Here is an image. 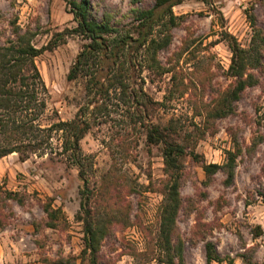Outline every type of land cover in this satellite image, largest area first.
I'll return each instance as SVG.
<instances>
[{
  "label": "rangeland",
  "instance_id": "1",
  "mask_svg": "<svg viewBox=\"0 0 264 264\" xmlns=\"http://www.w3.org/2000/svg\"><path fill=\"white\" fill-rule=\"evenodd\" d=\"M91 2L100 16L109 14L120 28L128 30L135 22L134 10L152 7L155 0ZM173 12L177 16V24L171 28L173 41L159 53L170 71L159 74L142 68L131 86H143L162 103L155 105L152 121L173 124L181 136L179 141L199 155L198 159L191 155L182 159L177 229L184 242V264H209L208 242L214 244V254L224 258L211 264H228L230 259L234 264H264V76L260 85L246 89L235 115L216 119L214 129L201 135L206 108L234 81L228 75L232 51L224 34L228 32L243 47H250L253 28L249 14L254 13L264 28V0H184ZM15 19L24 32L35 33L32 40L38 48L58 32L77 25L65 0H0V44L14 37ZM159 30L160 26L158 34ZM89 41L69 33L54 49L36 57L46 101L40 117L43 127L73 119L92 99L87 95L86 75L68 79L72 64ZM98 103L101 110L96 103L89 104L92 127L81 140L83 153L90 155L89 184L103 191L92 206L105 213L132 205L130 225L113 227L102 242L99 262L163 264L158 259L157 238L169 177L162 146L148 142L143 120H132L134 107L122 103L119 89L110 90ZM235 135L242 153L237 156L234 183L225 184L227 174L222 170L209 181L202 161L224 164L228 152L235 150ZM50 142L45 150L30 153L26 159L17 152L0 159V188L19 192L24 200H10L4 209L7 217L6 226L0 229V264H89L80 218L84 182L77 166L62 151V133L52 132ZM44 206L59 209L58 219L50 221Z\"/></svg>",
  "mask_w": 264,
  "mask_h": 264
},
{
  "label": "trees",
  "instance_id": "2",
  "mask_svg": "<svg viewBox=\"0 0 264 264\" xmlns=\"http://www.w3.org/2000/svg\"><path fill=\"white\" fill-rule=\"evenodd\" d=\"M71 6L76 27L58 32L46 45L38 48L33 43L34 32H24L15 19L12 22L13 38H8L0 44V159L19 153L22 159L30 153L45 150L51 143L52 132L62 133V151L68 154L79 169V176L84 182L82 194L85 243L84 253L89 264H100V250L105 238L112 234L113 227L120 223L128 226L131 223L132 205L128 208L105 213L96 210L92 202L98 195L103 196L99 188L89 184L90 155L83 153L81 140L92 127L88 117L89 104L96 103L101 110L98 99L109 96L110 90L120 91L122 103L134 107L132 120H143L148 142L162 146L168 183L164 189V200L161 205V226L158 232L157 244L159 260L163 264H184V242L177 229V218L182 207L181 186L183 184V162L186 155L198 159L195 151L187 150V146L179 141L181 137L173 124L155 123L150 115L156 109L155 101L143 86L132 87L142 68L165 73L166 68L159 59L160 51L169 47L173 41L171 28L176 26L177 16L173 7L184 0H155L152 7H138L134 11L135 22L128 30L120 28L109 14L99 15L91 0H65ZM211 3V0H200ZM263 1V0H262ZM253 36L250 47H243L238 40L226 32L225 38L232 51L228 75L233 77V83L208 106L205 112L201 135L214 129L216 119L237 113V103L243 98L247 88L260 85L264 76V28L259 25L254 13L249 14ZM160 26L159 34L157 27ZM164 29H162V28ZM78 33L90 41L85 43L81 52L72 64L68 79L75 80L82 75L88 77L87 95L92 97L88 105L82 106L76 116L69 121H59L49 127H43L40 117L46 109V101L42 98L44 82L36 64V57L45 50L54 49L60 40L69 33ZM255 70L256 72H252ZM175 77V76H174ZM175 79V78H174ZM173 91V90H172ZM159 105H162L160 103ZM105 107H107L105 105ZM235 150L228 152L224 164L206 163L202 167L208 180L219 171L227 174L225 184L234 183L237 167V156L242 153L238 137L234 136ZM256 143H254V146ZM254 151V149H251ZM250 151V152H251ZM119 193L116 194L118 196ZM16 200L23 203L19 192L0 188V229L6 226L8 201ZM97 204V201H94ZM49 220L58 219L59 209L44 206ZM51 223V222H50ZM262 235V229L257 226ZM212 242L207 243V261H224V258L214 254ZM102 264V263H101ZM228 264H234L230 259Z\"/></svg>",
  "mask_w": 264,
  "mask_h": 264
}]
</instances>
